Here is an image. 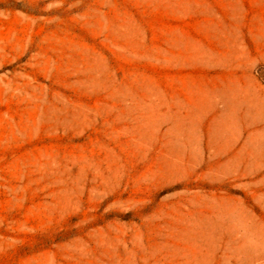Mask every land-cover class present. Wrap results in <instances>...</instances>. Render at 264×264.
I'll return each instance as SVG.
<instances>
[{"label":"rangeland","instance_id":"374dc122","mask_svg":"<svg viewBox=\"0 0 264 264\" xmlns=\"http://www.w3.org/2000/svg\"><path fill=\"white\" fill-rule=\"evenodd\" d=\"M0 264H264V0H0Z\"/></svg>","mask_w":264,"mask_h":264}]
</instances>
